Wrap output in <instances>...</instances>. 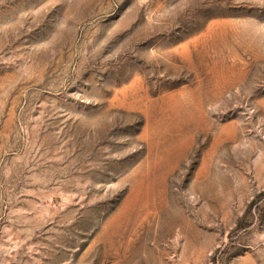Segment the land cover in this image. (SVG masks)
<instances>
[{"label":"rangeland","instance_id":"obj_1","mask_svg":"<svg viewBox=\"0 0 264 264\" xmlns=\"http://www.w3.org/2000/svg\"><path fill=\"white\" fill-rule=\"evenodd\" d=\"M0 264H264V0H0Z\"/></svg>","mask_w":264,"mask_h":264}]
</instances>
